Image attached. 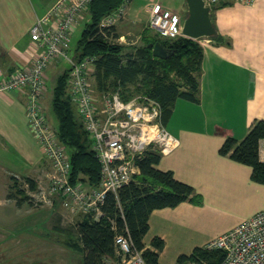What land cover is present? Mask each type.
Listing matches in <instances>:
<instances>
[{"label":"crops","instance_id":"crops-1","mask_svg":"<svg viewBox=\"0 0 264 264\" xmlns=\"http://www.w3.org/2000/svg\"><path fill=\"white\" fill-rule=\"evenodd\" d=\"M57 1L0 0V82L16 68L33 63L37 50L30 28ZM156 1L174 12L187 13L185 0H130L118 24L127 27L129 33L134 29L132 35L140 44L151 5ZM184 13H180L183 18ZM211 17L218 37L198 39L202 46L198 102L181 97L174 100L164 124L179 144L162 154L158 164L160 169H170L176 178L192 185L201 201L185 200L151 211L143 241L153 248L152 237L164 240L158 252L161 264H178L179 254L206 246L264 209L262 204L259 209L240 214L226 227L220 225L230 202H264V183L252 180L251 166L219 153L227 136L241 140L255 119H264V0L249 4L227 2L214 8ZM118 24L115 28L123 39L128 34L120 31ZM258 155L264 161V138L259 140ZM0 159L2 175L35 179L39 174L46 175L50 167L28 127L22 91L0 89ZM66 215L59 210L57 219ZM108 263L119 261L109 258Z\"/></svg>","mask_w":264,"mask_h":264},{"label":"trees","instance_id":"trees-1","mask_svg":"<svg viewBox=\"0 0 264 264\" xmlns=\"http://www.w3.org/2000/svg\"><path fill=\"white\" fill-rule=\"evenodd\" d=\"M122 1L92 0L89 3V21L81 31L73 57L77 61L93 57L95 70L112 75L124 86L135 85L140 80L147 82L144 93L160 102L165 123L177 97L198 102L202 46L197 39L184 35L164 37L156 33L153 40L146 41L148 39L145 38L152 37L147 32L152 29L147 27L143 44L138 45L135 51H124V45L112 43L109 39L119 38L115 25L100 27L102 18ZM213 37H218V34ZM157 41L170 51L167 57L160 58L152 54V44ZM69 71L70 68H65L57 76L52 88L51 103L58 119L57 135L68 152L71 182L82 181L88 186H97L100 164L92 150L90 134L83 127L77 108L70 99L67 89ZM171 72L182 77L188 88L180 89L178 82L170 78ZM261 138H264V119H255L241 140L227 136L219 153L250 165L252 180L264 183V161L258 155ZM161 156L156 149H146L135 158L138 172L133 175V179L116 193L106 192L99 206V215L95 211L77 214L73 226L76 232L74 246L82 251L84 264H109V258L119 261L120 255L114 243L119 233L130 237L134 247L142 251L146 264H161L158 252L163 248L164 240L159 236L152 237L150 244L153 248L145 246L143 241L149 229L151 211L173 207L185 200L193 203L201 201L192 185L176 178L172 170L158 167ZM7 198L21 205L29 196L19 198L8 193ZM223 257L224 251L221 248L195 246L190 253L179 254L176 261L178 264H218Z\"/></svg>","mask_w":264,"mask_h":264},{"label":"built area","instance_id":"built-area-1","mask_svg":"<svg viewBox=\"0 0 264 264\" xmlns=\"http://www.w3.org/2000/svg\"><path fill=\"white\" fill-rule=\"evenodd\" d=\"M92 0H58L48 12L37 18L30 28V38L36 44L33 63L16 68L1 80L0 89L22 91L26 96L28 127L41 145L45 157L52 163L49 186L41 188L38 199L49 201L58 195L73 213L95 211L107 191L117 192L138 172L135 158L148 149L161 154L174 150L178 138L162 120L159 101L146 95L124 100L119 93L103 95L101 104L92 93L90 73L93 57L77 61L69 55V41L73 30L84 17ZM207 6H220L227 2L249 4L256 0H203ZM130 0L104 16L100 27L114 25L125 13ZM183 17L180 13L153 2L148 27L164 37L182 34ZM58 59L69 62V96L77 108L83 127L92 139V150L100 164L97 186H84L82 181L71 182L70 160L57 131L48 124L43 111L47 68ZM116 252L119 264H146L142 251L134 247L126 234H116ZM205 247L221 248L224 257L218 264H264V209L240 221L231 230L211 240Z\"/></svg>","mask_w":264,"mask_h":264},{"label":"rangeland","instance_id":"rangeland-1","mask_svg":"<svg viewBox=\"0 0 264 264\" xmlns=\"http://www.w3.org/2000/svg\"><path fill=\"white\" fill-rule=\"evenodd\" d=\"M161 5L165 7L164 3H161ZM180 13L183 15L184 12ZM185 15H187L186 12L184 13ZM88 17V14L82 17L70 36V56H73V50L80 38L81 31L85 23L89 21ZM119 20L115 24H118ZM118 25H120V31L128 35H125L123 39L109 38L110 41L124 45V51H135L141 41L132 35V30L134 29H131V33H129L127 27L125 28L120 23ZM147 32L151 33L152 37L145 38L148 39L146 41L153 40V37L157 33L153 30H147ZM69 65L67 60L58 59L46 71L45 87L47 91H44L46 94H44L45 96L43 95L42 105L48 124L56 131L58 130V119L51 103L52 88L57 76L65 68H70ZM89 76L92 93L99 100V104H101L103 95L108 93L117 92L122 98L125 97L127 99L138 95H146L144 91L147 82L140 80L135 85L124 86L112 75H106L98 69L95 70L93 64ZM169 76L178 82L180 89L184 90L188 88L187 83L176 72H171ZM47 162V167H50H48L49 170H47L46 175L45 173L43 175L39 174L35 179L31 177H17L11 174L2 175L0 167V264H84L82 251L74 246L76 243V232L73 228V222H75L77 214L71 212L63 204L58 195L51 196L52 198L47 202L38 199L41 188L46 190L50 183L49 178L52 174V163L49 159H47ZM2 163L3 160L0 159V165ZM83 185L88 187L85 183ZM8 193H13L19 198L25 196H29V198L23 201V204L20 206L15 203V200L7 198ZM262 204L264 202L260 200L230 202L229 207H225L229 211L222 215V223L220 225L226 227L240 214H247L255 209H259ZM59 210L67 214L66 217L62 216L61 220L57 219Z\"/></svg>","mask_w":264,"mask_h":264},{"label":"water","instance_id":"water-1","mask_svg":"<svg viewBox=\"0 0 264 264\" xmlns=\"http://www.w3.org/2000/svg\"><path fill=\"white\" fill-rule=\"evenodd\" d=\"M185 2L187 15L183 19L182 34L193 39L216 36L218 30L213 23L211 11L217 6H207L203 0H185ZM152 54L165 58L170 51L157 41L152 44Z\"/></svg>","mask_w":264,"mask_h":264},{"label":"bare ground","instance_id":"bare-ground-1","mask_svg":"<svg viewBox=\"0 0 264 264\" xmlns=\"http://www.w3.org/2000/svg\"><path fill=\"white\" fill-rule=\"evenodd\" d=\"M68 92H69V90H68Z\"/></svg>","mask_w":264,"mask_h":264}]
</instances>
